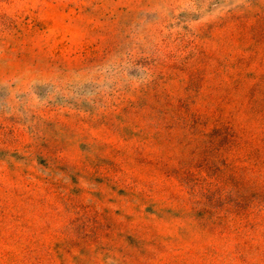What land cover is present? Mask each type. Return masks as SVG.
Masks as SVG:
<instances>
[{"label":"rangeland","instance_id":"rangeland-1","mask_svg":"<svg viewBox=\"0 0 264 264\" xmlns=\"http://www.w3.org/2000/svg\"><path fill=\"white\" fill-rule=\"evenodd\" d=\"M0 264H264V0H0Z\"/></svg>","mask_w":264,"mask_h":264}]
</instances>
